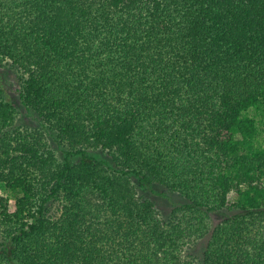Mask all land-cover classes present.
I'll return each mask as SVG.
<instances>
[{
	"label": "trees",
	"instance_id": "1",
	"mask_svg": "<svg viewBox=\"0 0 264 264\" xmlns=\"http://www.w3.org/2000/svg\"><path fill=\"white\" fill-rule=\"evenodd\" d=\"M5 63L65 155L0 89V264H264V0H0Z\"/></svg>",
	"mask_w": 264,
	"mask_h": 264
},
{
	"label": "rangeland",
	"instance_id": "2",
	"mask_svg": "<svg viewBox=\"0 0 264 264\" xmlns=\"http://www.w3.org/2000/svg\"><path fill=\"white\" fill-rule=\"evenodd\" d=\"M20 76V72H18L10 63H5L0 66V89L2 90L4 97L10 101L14 108V126H25L29 129L42 130L45 134V139L54 150L56 157L62 161L65 155V146L59 143L55 132L47 127L41 116L23 104L20 99L22 83ZM88 153L99 160L107 162L111 166L114 165L111 157L106 151L100 148H90L88 149ZM73 158V160H76L78 157L76 155L73 156ZM130 178L133 182L137 196L141 199L152 201L158 215L163 219H167L175 207L188 201L181 193L169 190L162 185L156 183L150 185L142 184L133 174H130ZM0 192H3L2 187H0ZM10 208L13 209L14 207L11 206ZM235 212L236 210L229 208H223L217 212H210V227H214L217 223L231 216ZM207 238L208 235L199 239L191 246L190 251H192L197 257L200 256L201 251L204 249Z\"/></svg>",
	"mask_w": 264,
	"mask_h": 264
}]
</instances>
